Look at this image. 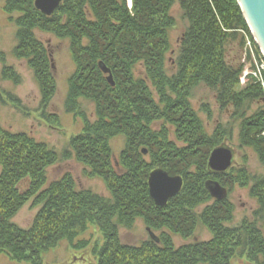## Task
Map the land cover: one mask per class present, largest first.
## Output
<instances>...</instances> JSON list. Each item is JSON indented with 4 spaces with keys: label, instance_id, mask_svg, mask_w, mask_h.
<instances>
[{
    "label": "trees",
    "instance_id": "trees-1",
    "mask_svg": "<svg viewBox=\"0 0 264 264\" xmlns=\"http://www.w3.org/2000/svg\"><path fill=\"white\" fill-rule=\"evenodd\" d=\"M6 6L23 12L16 21L14 53L34 70L43 102L51 98L54 82L50 55L36 29L69 41L77 66L68 100L94 99L96 117L63 150L0 124V253L40 258L62 239L84 250L90 243L79 236L93 223L105 235L101 246L91 247L98 264H233L242 257L264 264V175L234 166L222 174L210 171V151L227 130L220 124L209 134L189 99L191 89L203 84L222 111L231 106L242 142L264 163L263 86L253 80L243 89V65L227 56L236 43L243 49L245 38L254 42L238 0H63L51 16L36 9L34 0H7ZM176 6L185 28L175 48L170 30L177 23ZM100 62L110 68L114 86ZM253 104L257 108L247 116ZM117 134L125 145L114 162L109 139ZM181 140L186 143L180 146ZM73 157L85 174L105 180L110 196L79 189L69 172L49 181L48 168ZM155 166L184 179L181 192L164 207L149 193ZM211 176L226 188L251 183L258 204L251 218L228 224L235 206L229 196L211 197L205 185ZM24 180L29 184L21 191ZM30 197L40 209L31 227L23 229L13 218ZM137 218L160 235L140 245L123 244L119 227H132ZM199 226H206L212 239L194 237L176 245L174 236L188 240Z\"/></svg>",
    "mask_w": 264,
    "mask_h": 264
},
{
    "label": "rangeland",
    "instance_id": "rangeland-1",
    "mask_svg": "<svg viewBox=\"0 0 264 264\" xmlns=\"http://www.w3.org/2000/svg\"><path fill=\"white\" fill-rule=\"evenodd\" d=\"M6 3L7 0H0V124L14 132H27L37 140L45 141L57 150H63L73 136L82 133L88 121L95 120L96 101L89 97H80L75 103L69 102V79L77 66L70 43L67 39L60 38L49 31L36 29L37 38L45 44L50 55V74L54 82L51 98L47 104L43 102L44 93L34 70L27 59L18 57L14 53L18 44L19 30L16 21L23 12L20 9L6 8ZM174 15L177 23L170 30V38L176 48L183 34L185 22L181 19L178 6L174 9ZM245 40L243 49L236 43L231 46L227 54L230 63L243 65L240 76V86L243 89L253 83V80L264 78V54L255 39L254 42L248 38ZM168 55L171 57L170 54ZM168 67L172 68L170 63ZM262 73L263 76H261ZM260 83L262 84L261 81ZM189 99L209 134H214L215 128L220 124L226 128L227 133L218 146L227 145L234 150L232 166L238 169L246 168L253 175H264V163L257 151L242 142L240 121L234 119L232 107L222 111L215 93L203 84L191 89ZM256 108L257 104H253L251 109L247 110V116ZM155 124L157 128L160 126V122ZM109 143L113 161L116 162L124 148L125 138L121 134L113 135ZM179 143L181 146L186 142L181 140ZM215 148H212L210 155ZM147 154L145 156L149 161L150 157ZM68 172L72 174L79 189L91 190L104 196L111 195L105 180L85 174V167L75 157L58 162L47 170L49 181L58 180ZM210 179L218 181L216 177L211 176ZM28 184L29 180L21 182L20 190L26 191ZM250 187L251 183L248 186H242L239 182L227 186L229 199L235 206L233 220L228 223L229 225L238 224L244 217L251 218L253 211L258 207L257 201L250 194ZM39 209L40 206L35 204L34 197H30L15 215L13 222L23 229H29ZM197 210L199 211L200 208ZM149 232L141 218H137L132 227L120 226L118 230L120 241L127 245H140L143 241L149 240L152 238ZM153 233L156 237L160 235L158 231ZM194 237L199 240H210L213 233L206 226H199L190 239L184 240L180 236H174V240L178 246L194 240ZM79 239L89 241V247L84 250L75 249L67 240L62 239L55 247L42 250L40 258L18 260L0 253V264H35L34 261H40L41 264H98L97 257L91 252V247L103 244L104 232L99 226L90 223ZM233 264L253 263L242 257L235 260Z\"/></svg>",
    "mask_w": 264,
    "mask_h": 264
},
{
    "label": "water",
    "instance_id": "water-1",
    "mask_svg": "<svg viewBox=\"0 0 264 264\" xmlns=\"http://www.w3.org/2000/svg\"><path fill=\"white\" fill-rule=\"evenodd\" d=\"M63 0H35V7L46 16L53 15ZM131 2V0H130ZM243 15L250 27L254 39L264 54V0H238ZM102 71L107 74V80L115 85L113 74L103 62L99 63ZM147 154V149H143ZM234 150L227 145L216 147L209 158L208 167L216 174L227 172L234 162ZM184 185L181 175H170L162 168L152 170L148 178L149 193L157 206L164 207L169 200L178 195ZM212 198L223 200L228 197V189L215 179H208L205 183ZM151 237L156 235L150 231ZM157 239V238H156Z\"/></svg>",
    "mask_w": 264,
    "mask_h": 264
},
{
    "label": "built area",
    "instance_id": "built-area-1",
    "mask_svg": "<svg viewBox=\"0 0 264 264\" xmlns=\"http://www.w3.org/2000/svg\"><path fill=\"white\" fill-rule=\"evenodd\" d=\"M248 40H251V39L248 38ZM251 41H252V40H251ZM249 44H250V41H249ZM263 70H264V69H263ZM261 76H263V73H262ZM257 81H258V82L261 81V82H262V86L264 87V78H262L261 80L257 79Z\"/></svg>",
    "mask_w": 264,
    "mask_h": 264
}]
</instances>
